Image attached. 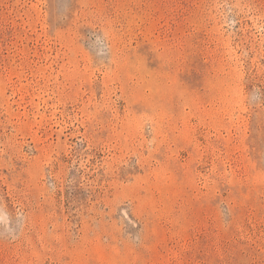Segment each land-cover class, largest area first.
Returning <instances> with one entry per match:
<instances>
[{"label": "rangeland", "instance_id": "rangeland-1", "mask_svg": "<svg viewBox=\"0 0 264 264\" xmlns=\"http://www.w3.org/2000/svg\"><path fill=\"white\" fill-rule=\"evenodd\" d=\"M0 264H264V0H0Z\"/></svg>", "mask_w": 264, "mask_h": 264}]
</instances>
